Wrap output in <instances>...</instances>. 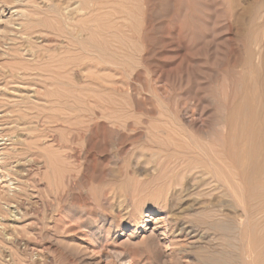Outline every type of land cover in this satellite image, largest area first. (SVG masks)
<instances>
[{
  "label": "rangeland",
  "instance_id": "374dc122",
  "mask_svg": "<svg viewBox=\"0 0 264 264\" xmlns=\"http://www.w3.org/2000/svg\"><path fill=\"white\" fill-rule=\"evenodd\" d=\"M242 78L264 88V0H0V264H209L219 234L194 216L217 198L175 195V141L222 130ZM150 217L192 221L179 262Z\"/></svg>",
  "mask_w": 264,
  "mask_h": 264
},
{
  "label": "bare ground",
  "instance_id": "6f19581e",
  "mask_svg": "<svg viewBox=\"0 0 264 264\" xmlns=\"http://www.w3.org/2000/svg\"><path fill=\"white\" fill-rule=\"evenodd\" d=\"M18 25L21 26L20 32L25 30L23 22H19ZM29 28L33 29L31 26L27 29ZM15 48L17 49L15 51H18L17 46ZM251 55L254 56V53L251 52ZM252 56L247 60L255 69L257 64L253 63L255 61ZM28 68L27 66L22 68L21 73L27 76V80L29 76L36 74L31 72H34L37 67L33 70V67L30 68L31 72ZM41 68L39 69L48 76L42 82V86L55 88L56 91L49 92L48 97L51 93H55L54 95L58 97L55 102L56 109L61 108L63 103L61 102L63 98L61 89L65 88H62L65 84L61 80L62 62L54 58L51 64ZM257 69L259 71L261 67ZM257 75L259 76L258 73ZM255 78L258 81V77ZM255 78L247 81H243L246 78L240 79V85H242L240 90L224 88V92L218 93L221 98L226 99V105H230L226 106L221 117L222 130H210L206 136L196 131L195 135L189 136L188 139L181 135L182 137L175 141H178L176 144L178 146L175 148L178 155H176L178 161L174 163L176 165L174 166L176 167L175 177L184 181V183L181 182L182 188L187 186L185 189L181 188L182 190L177 187L175 195H178L179 199H184L189 197L190 192L197 190L196 192H200L197 193L199 195L210 198L214 194L217 198L213 202L214 199L211 197L212 200L208 199L204 204H200L194 216L197 224L215 230L219 234V249L205 252V258L209 264H264V90H262L264 88H259ZM243 82H245L244 85ZM58 89L61 91H59L60 94H56ZM53 96L51 97L54 98ZM53 105L55 106L54 103ZM77 110H73L76 114L72 112L71 116L66 118L71 121L73 128L77 127L76 120L81 115L77 113L79 111ZM63 117L61 112L47 116L55 122H62ZM0 125L4 124L0 123ZM58 140L55 142L59 143ZM4 158L5 161L0 163L2 178L7 175L6 170L9 163L5 156ZM6 194V190H0L1 196H6ZM177 218L171 225L162 227L161 223L157 224L158 219L150 217L148 221L151 222L154 219L155 225L153 228L151 226L147 228L152 233L158 232L160 244L171 245L170 248L165 247L164 249L167 250V254L177 259L176 261L180 256L184 257L182 254L187 252L186 245L189 243L187 238H191L189 236L195 231V226L191 224L192 221L187 220L184 223L181 222L182 224H177ZM171 257L170 260H173ZM183 261L185 263L184 258Z\"/></svg>",
  "mask_w": 264,
  "mask_h": 264
}]
</instances>
